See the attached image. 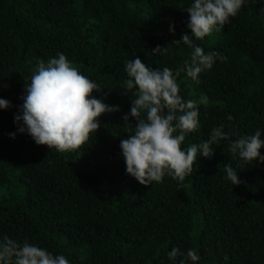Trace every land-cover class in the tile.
Returning a JSON list of instances; mask_svg holds the SVG:
<instances>
[{
  "label": "trees",
  "instance_id": "obj_1",
  "mask_svg": "<svg viewBox=\"0 0 264 264\" xmlns=\"http://www.w3.org/2000/svg\"><path fill=\"white\" fill-rule=\"evenodd\" d=\"M189 3L0 0V98L11 103L0 109V233L70 264H169L172 246L194 249L197 264H264V162L244 164L228 151L239 134L259 128L264 138V0H249L221 31L194 41L226 61L198 74V83L177 77L179 94L199 109V128L181 147L221 124L235 135L213 145L210 158L198 156L182 182L165 175L141 185L125 173L119 141L128 135L122 116L134 97L121 95L123 62L138 56L152 68L182 67L187 46L151 51L190 32ZM58 51L101 86L93 96L119 106L97 118L84 145L65 152L36 145L13 122L25 82ZM224 164L237 169L238 185L223 178Z\"/></svg>",
  "mask_w": 264,
  "mask_h": 264
},
{
  "label": "clouds",
  "instance_id": "obj_2",
  "mask_svg": "<svg viewBox=\"0 0 264 264\" xmlns=\"http://www.w3.org/2000/svg\"><path fill=\"white\" fill-rule=\"evenodd\" d=\"M249 0H190L187 7L186 27L190 32L179 40H172L166 47L156 45L151 53L171 52L181 44L191 49L189 58L182 67L152 68L135 56L123 62L127 78L119 88L121 95L128 96L130 108L122 116L124 132L128 135L119 141L120 155L125 164V173L141 185L160 182L165 175L182 182L192 172L198 156L210 158L213 145L235 135L223 130L225 125L212 127L207 139L181 147L185 136L199 128L198 107L193 99L183 98L179 92L177 77L183 72L194 82L198 74L211 69L216 61L227 57L215 51H205L195 40H202L212 31H221L235 17L242 5ZM174 32L173 25L168 26ZM96 81L79 72L66 56L57 52L46 64L39 62L36 70L25 82L22 103L13 122L16 132L27 134L36 145H46L58 152L80 148L99 126L98 117L103 113L119 111V106L108 105L91 93L101 91ZM11 107L10 101L0 98V109ZM129 117L135 121L129 122ZM228 121L233 117L226 116ZM16 133H8L15 138ZM264 147L261 129L250 134H239L228 142V151L244 164L264 162ZM223 178L232 186L238 185L237 169L224 164ZM169 264H197L198 253L187 248L181 251L172 246L167 252ZM227 260V257H225ZM0 264H70L60 253L53 254L44 247L27 240L22 242L0 233Z\"/></svg>",
  "mask_w": 264,
  "mask_h": 264
}]
</instances>
